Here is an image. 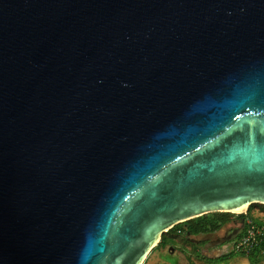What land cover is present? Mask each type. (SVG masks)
I'll list each match as a JSON object with an SVG mask.
<instances>
[{"label":"water","instance_id":"1","mask_svg":"<svg viewBox=\"0 0 264 264\" xmlns=\"http://www.w3.org/2000/svg\"><path fill=\"white\" fill-rule=\"evenodd\" d=\"M264 205V0H0V264H143Z\"/></svg>","mask_w":264,"mask_h":264},{"label":"rangeland","instance_id":"2","mask_svg":"<svg viewBox=\"0 0 264 264\" xmlns=\"http://www.w3.org/2000/svg\"><path fill=\"white\" fill-rule=\"evenodd\" d=\"M258 205L259 204L253 206L249 213H243V216L264 225V212ZM239 227H241L240 218L238 215H232L229 217V222L222 226L217 232L189 238L190 242L178 239L172 240L173 242L168 243L165 248L153 250L143 264H157L161 262L162 264H209L206 259H213L237 250L236 244L239 239L237 238L233 242H227L226 238L233 230ZM191 242L196 246L194 247ZM227 264L249 263L245 257L237 256ZM260 264H264V261Z\"/></svg>","mask_w":264,"mask_h":264},{"label":"trees","instance_id":"3","mask_svg":"<svg viewBox=\"0 0 264 264\" xmlns=\"http://www.w3.org/2000/svg\"><path fill=\"white\" fill-rule=\"evenodd\" d=\"M256 206V204L249 207L246 213H249L250 210ZM262 211L264 212V205H258ZM234 214L229 213H212L208 215H204L190 221L181 223L172 229H170L167 233L162 235V239L160 243L153 249L158 248H165L168 243H172V240H183L189 241V238L198 237L201 235H208L217 232L222 226L229 222V217ZM247 215V214H245ZM240 220L243 221V228L239 236L237 237L240 239L246 232V217L243 215H238ZM249 220V219H248ZM253 225L262 229V236L258 239L256 244H252L248 249L244 250H236L231 251L227 254L222 256L213 258V259H206L207 263L209 264H227L230 260L237 256L245 257L249 264H260L264 261V225L255 221H252ZM168 236V238H167ZM190 242V241H189ZM194 247L196 246L193 242H191ZM152 250V251H153ZM240 251V252H239Z\"/></svg>","mask_w":264,"mask_h":264},{"label":"built area","instance_id":"4","mask_svg":"<svg viewBox=\"0 0 264 264\" xmlns=\"http://www.w3.org/2000/svg\"><path fill=\"white\" fill-rule=\"evenodd\" d=\"M245 222L247 225L246 232L236 244L237 250L248 249L252 244H256L258 242V239L262 236V229H259L258 227L253 225L252 222L248 219H246Z\"/></svg>","mask_w":264,"mask_h":264},{"label":"flooded vegetation","instance_id":"5","mask_svg":"<svg viewBox=\"0 0 264 264\" xmlns=\"http://www.w3.org/2000/svg\"><path fill=\"white\" fill-rule=\"evenodd\" d=\"M243 228V221L241 220V227H239L238 229H235L232 231V233L226 238L227 242H233L237 239V237L239 236L241 229ZM157 264H162L161 263H157Z\"/></svg>","mask_w":264,"mask_h":264}]
</instances>
